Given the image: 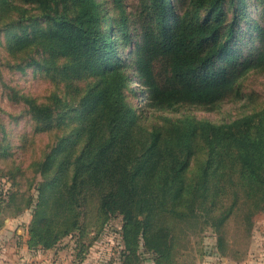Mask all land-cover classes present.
<instances>
[{"label":"trees","instance_id":"trees-1","mask_svg":"<svg viewBox=\"0 0 264 264\" xmlns=\"http://www.w3.org/2000/svg\"><path fill=\"white\" fill-rule=\"evenodd\" d=\"M105 1L0 0V9L18 14L11 23L33 26L14 35L17 52L42 46L47 62L65 61V79H96L79 103L24 97L45 126L56 118L65 124L71 112L80 119L76 136L60 137L41 163L37 199L26 203L33 208L28 244L53 248L79 228L78 208L97 198L102 225L122 216L125 264L139 258L141 243L155 264H175L172 220L217 209L220 228L243 205L264 210V106L221 123L165 115L183 104L216 108L242 96L250 73H264V0H139L134 13L124 0ZM136 78L158 118L128 100ZM245 225L250 231L252 221ZM249 241L234 260L247 256Z\"/></svg>","mask_w":264,"mask_h":264},{"label":"rangeland","instance_id":"rangeland-1","mask_svg":"<svg viewBox=\"0 0 264 264\" xmlns=\"http://www.w3.org/2000/svg\"><path fill=\"white\" fill-rule=\"evenodd\" d=\"M107 1L112 3V0ZM107 1L105 2L108 5ZM124 4L128 13H134L139 0H124ZM19 5L29 14L38 13L34 6L23 3ZM17 15L12 10L0 9V142L7 149V154L0 158V227L4 225L5 220L15 219L17 228L13 229L16 236L21 237L22 244L27 243L32 253L40 254L37 264H125L122 216L115 215L102 225L97 211V198L78 208L81 211L78 216L79 228L64 236L53 248H31L28 244L33 208H29L26 203L30 196L37 199L39 182L44 180L40 171L41 163L60 137L76 136L80 119L75 121L77 116L75 112H71L74 119L72 116L68 117L65 124H60V119L56 118L51 125L45 126L35 120L24 97L34 98L40 103H51L53 96L57 94L64 99L62 105L66 101L70 104L79 103L96 79L81 77L78 73L72 74L74 79H65V61L56 65L54 62H47L49 55L42 46L22 53L17 52L15 43L11 42L14 35L33 27L27 26L26 23H11L12 19H18ZM256 16L258 13L253 11L251 17ZM44 25L45 23L42 26ZM131 51L132 48L129 52ZM130 72L133 73L134 69ZM141 86V80L136 78L132 87L136 89L137 94L130 95L128 100L132 101L140 114L145 112L151 120L156 119L161 113L154 106L147 104L148 100L141 92ZM263 106L264 73L252 72L247 77L242 96L237 99H226L216 108L183 104L165 115L179 117L190 114L198 119L221 123L260 110ZM76 107L80 106H72ZM54 174L52 171V177ZM11 196L15 197V201ZM231 198L229 192L226 196L227 202ZM221 213L222 210L216 209L210 215L199 212L202 215L199 219L170 222L176 229L173 235L175 264H210L207 260L209 255L220 254L221 250H225L228 257L232 258L245 250L249 239V251L256 240L264 239V210L254 212V209L250 210L248 206L243 205L219 228L217 222ZM76 217V214H71L68 219L72 221ZM247 220L252 221L250 231L245 225ZM65 224H68L67 221ZM25 236L28 237L27 242L24 240ZM219 237L223 238L221 248L217 246ZM138 255L139 258L133 264H155V255L146 250L143 243Z\"/></svg>","mask_w":264,"mask_h":264},{"label":"crops","instance_id":"crops-1","mask_svg":"<svg viewBox=\"0 0 264 264\" xmlns=\"http://www.w3.org/2000/svg\"><path fill=\"white\" fill-rule=\"evenodd\" d=\"M17 228L15 219H7L0 227V264H28L38 261L40 254H34L27 243L22 244L21 237L16 236ZM18 233H21L19 228ZM27 236L24 240L27 242ZM210 264H264V239L256 240L247 256L237 261L220 254L209 255ZM45 264V263H44Z\"/></svg>","mask_w":264,"mask_h":264},{"label":"built area","instance_id":"built-area-1","mask_svg":"<svg viewBox=\"0 0 264 264\" xmlns=\"http://www.w3.org/2000/svg\"><path fill=\"white\" fill-rule=\"evenodd\" d=\"M28 264H37V262H36V261H31V262L28 263Z\"/></svg>","mask_w":264,"mask_h":264}]
</instances>
